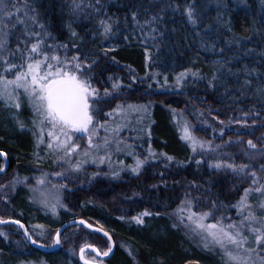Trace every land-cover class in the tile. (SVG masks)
Here are the masks:
<instances>
[{"label":"trees","instance_id":"obj_1","mask_svg":"<svg viewBox=\"0 0 264 264\" xmlns=\"http://www.w3.org/2000/svg\"><path fill=\"white\" fill-rule=\"evenodd\" d=\"M29 3L38 8L56 43L69 45V56L76 52L67 27L72 23L80 35L76 43L81 51L98 61L93 74L94 81L104 85L101 89L110 87L108 77L111 76L118 79L131 102L142 105L151 101L149 145L165 161V168L160 161L154 163L151 159L139 176H127L117 184L97 181L89 188L76 191L72 194V206L67 208L71 218L84 219L94 226L95 222L99 223L113 237L116 250L106 264H189L190 261L214 264L211 256L180 227H172L177 221L170 212L186 197L183 190L188 184L205 190L207 198L222 202V213L233 211L230 205L238 200L244 187L239 190L231 174L209 168L211 158L203 157L205 150L197 149L194 153L182 141L179 123L189 124L187 117L193 113L208 116L209 122L216 119L225 124L230 120L235 123L248 112L249 119L258 121L256 133H263L264 95L258 91L264 88V6L260 0H101L100 5L95 0H82V9L76 14L71 11L72 0H29ZM173 3L180 5L179 12L174 13L168 7ZM186 4H193L195 8L198 18L195 26L183 14ZM88 5L102 6V11L97 15ZM161 8L165 9L161 13L163 19L153 26L158 30L152 32L144 21ZM133 10L139 13L140 24L131 19ZM101 16L119 21L107 37L100 35L98 19ZM17 29L10 37L12 47L19 35ZM103 49H109L106 55ZM245 66L256 71L249 75ZM186 69L199 71L202 78L189 76L177 86L176 76ZM214 74L219 79L214 87H209L208 81ZM246 80L251 84L246 85ZM253 111L262 118H254ZM1 130L0 127V151L8 156L10 169L18 162L27 164L33 148L29 136L12 135L14 131L10 130V139L3 140ZM195 133L204 141L202 133ZM161 154L174 159L169 161ZM197 160L201 161L199 165ZM2 163L0 159V167ZM153 170L156 172L152 173ZM145 210L154 214L144 217V224L131 219ZM157 212L159 216L155 215ZM0 217L19 220L27 226V221L11 209ZM68 220L62 219L57 228ZM71 231L78 234L72 245L74 251L86 242L100 250L108 248L101 236L80 227ZM18 241L16 245L11 238L0 237V264H18L9 256L29 252L50 262L63 252L61 246L55 254H44ZM129 250L135 259L128 254Z\"/></svg>","mask_w":264,"mask_h":264},{"label":"snow or ice","instance_id":"obj_2","mask_svg":"<svg viewBox=\"0 0 264 264\" xmlns=\"http://www.w3.org/2000/svg\"><path fill=\"white\" fill-rule=\"evenodd\" d=\"M95 2L96 5H100L101 0H95ZM260 3L264 6V0H260ZM88 7H92L97 15L102 11V6L88 5ZM168 7L174 13L181 10L180 5L175 3ZM81 9L82 0H72V13L76 14ZM164 11L165 9L161 8L158 13L146 19L144 25L150 26L151 31L156 32L158 29L153 26L161 22L163 19L161 13ZM183 14L190 24L193 26L197 24L198 18L193 4H186ZM138 16L137 11L131 12V19L140 24ZM118 22L112 17H99L100 35L107 37L113 33L114 26ZM17 25L20 26L19 29H17ZM67 27L72 38L71 46L76 50L75 54L71 56L68 55L69 45L56 43V38L49 31L48 24L42 20L38 8L29 3V0H23L22 3L20 0H0V102H3L5 108L14 110L13 116L21 130H24L26 125L19 119V110L23 104H27L32 112L31 124L35 147L40 149L41 145L46 146L54 163L62 166L63 170L55 173L60 177L66 176V173L82 171L83 166L89 162L99 164L109 161L111 167V153L121 151L122 146L131 147L124 145V141L120 138L125 124L118 123L115 118L119 117L127 121L128 115L146 114L151 106V101L142 105L127 104L123 101L115 103L119 99V93L123 90V86L114 77H108L111 82L110 87H103L102 91L101 88L96 87L93 82L95 79L93 73L95 67L98 66V61L89 58L86 53L81 51L80 46L76 43V40L80 39V35L72 28L71 22L67 24ZM14 29H17L19 35H16L15 47H12L10 37L15 35ZM227 30L232 31L231 27H228ZM235 42L239 43V40ZM212 48H215V44L212 45ZM60 49L64 50L63 53ZM103 51L106 55L109 49H103ZM220 51L223 52L224 49L221 48ZM245 70L249 75L256 71L255 69L248 70L247 66H245ZM9 75L12 78H9ZM189 76L195 79L202 78L199 71L193 72L191 69H186L176 76V85L179 86ZM218 79L214 74L208 81V86L214 87V82ZM244 83L250 85L251 81L246 80ZM148 87L151 88V85ZM258 91L264 95V88H260ZM113 103L115 106L110 107ZM105 106H109L110 110L105 112ZM249 115L248 112L244 113V117ZM256 115L259 114L256 113ZM220 123L225 124L224 121H220ZM228 123L230 124L232 121L230 120ZM235 123L243 127H252L256 121L253 120L252 125H249L247 119L241 118L235 120ZM101 130L105 133L102 137ZM182 132V139L190 142L194 153L199 148L215 154L213 161L208 163L209 168L234 175L238 178V184L247 183L248 186L243 188L238 200L230 205L236 210L240 217L239 220L231 221L223 214L218 217L216 212L224 207L222 202L218 201H212L208 211H193L194 201L197 198H188L186 193L185 200L181 202L175 213L177 222L172 227L179 228L183 225L187 228L190 234L198 237V246L209 252L215 251L220 254L221 264H264V133L257 137L256 141L253 139L245 141L239 135L235 141L229 137L228 141H225V145L231 144L239 148L238 153H230L219 151L224 145L213 146L210 141L204 142L197 139L191 133L187 123L183 124ZM224 134V130L221 129L220 135ZM81 141H86V143L81 144ZM127 154L135 155L132 151H128ZM4 155V152H0V156ZM34 155L39 158L38 152H34ZM161 155H165L169 161L174 159L166 154ZM154 157L155 154L151 151L144 159L136 156L135 166H132L130 171L139 176L143 166ZM196 163L199 165L201 161L197 160ZM3 171L4 168L0 167V172ZM99 175V172H95L91 179H95ZM105 175H111L112 179H118L120 170L112 169ZM15 182L19 183L20 181ZM45 183L46 174H42L41 178L37 180V185L42 186ZM51 187L56 190V194L51 197V200L47 193L38 188H33L32 191L34 193L39 191L40 202L46 207H52L54 211L57 206H62L59 192L67 186L52 185ZM233 190H236V186ZM52 200L55 202L52 203ZM153 214L145 210L131 219L137 224H144V217ZM155 215L159 216L160 213L157 212ZM209 218L214 222L206 223L205 221ZM226 219L229 222H225ZM8 223L18 225L20 229H23L25 240L32 244L38 243L37 240L32 239L28 229L19 220L9 221L0 218V224ZM80 223L85 222L80 221ZM37 227L42 229L43 225ZM96 231L99 232L101 229H96ZM39 235L43 236L44 233L41 232ZM103 235L111 241L108 232L105 231ZM0 237L8 239V235L2 231H0ZM60 244V232L57 229L52 245L40 246ZM87 249H91L96 255L87 254ZM111 252V245L107 250L101 252L99 248L86 242L79 247V259L83 264H103V261L97 257L109 256ZM75 254L74 251L73 255ZM128 254L135 259L131 250ZM189 264H198V262L190 261Z\"/></svg>","mask_w":264,"mask_h":264},{"label":"rangeland","instance_id":"obj_3","mask_svg":"<svg viewBox=\"0 0 264 264\" xmlns=\"http://www.w3.org/2000/svg\"><path fill=\"white\" fill-rule=\"evenodd\" d=\"M9 78H12L9 75ZM96 87L101 88L102 83L100 81H94ZM103 88V87H102ZM103 89H101L102 91ZM126 96L125 91H121L119 93V99L115 101V103H119L121 101L127 104L136 105V103L131 102V100ZM115 103H113L110 107H114ZM109 106H105V112L110 110ZM14 110L7 109L3 106V102H0V127H1V136L3 140H9L10 130L14 131L12 135L17 134L22 135L26 134L31 139L33 148L32 153L29 156V162L27 164H21L18 162L14 165L9 172L5 175L0 177V214L6 215V213L11 209V211L16 214V216L23 217L27 221V227L32 235V237L38 241L41 245H52L53 237L55 235L56 230L58 229L57 226L62 219L67 218L69 220L75 219L71 218L72 215L70 212L67 211V208L72 206L73 202V193L78 190L89 188L92 184L97 181L105 182V183H114L117 184L124 180L127 176H135L130 171L132 166H135V159L138 156L140 159H144L151 151L149 142H150V128L152 126L151 121V110L145 113H140L139 116L136 114H130L127 116V121L122 120L119 117H116V121L118 123H123L125 126L120 133L121 140L124 141V145H130V148L122 146V150L119 152L113 151L111 153V167L109 161H105L104 163H87L83 166V170L78 173H66V176L60 177L56 176L55 173L62 171V166L58 163H54L53 158L49 156L48 151L45 145H41L40 149L35 147V138L32 134V112L31 109L27 106V104H23L21 109L19 110V119L23 121L26 125L24 130H21L20 127L17 125L16 120L13 116ZM179 113V112H178ZM256 111H253L254 118H262L259 115H256ZM210 115V113H208ZM211 117V115H210ZM188 118L189 122V129L191 133L200 140L199 136L196 135L195 132H200L202 135L205 136L204 142L210 141L213 146L215 145H224L219 151L223 152H230V153H238L239 148L237 146L228 144L225 145V141H228L229 137H232L233 141H235L237 135L243 137L245 141L248 139H253L256 141L257 137L262 135L261 132L256 133L255 125L252 127H243L240 124L236 123H228V124H221L218 120L214 119L209 122L207 120L208 116L201 115V114H190ZM247 119L249 125H252V118L244 117ZM249 120V121H248ZM251 120V122H250ZM256 122H258L256 120ZM111 123V121H110ZM179 128L181 132V138L183 135L182 127L184 123H179ZM221 129L224 130V135H220ZM264 133V131H263ZM209 134V135H208ZM234 134V135H231ZM101 137L105 135L104 131L101 130L100 132ZM47 140V137H45ZM1 140V139H0ZM208 140V141H207ZM182 141L190 146V142L182 139ZM202 141V140H201ZM86 141H81V144H85ZM191 148V147H190ZM199 149V148H198ZM128 151H132L135 155H128ZM34 152H38L39 158L34 155ZM155 154V153H154ZM103 155V153H101ZM214 155L212 152L205 149V153H203V157L206 156L207 158H211V162L214 159ZM156 157V158H155ZM152 158L155 162H159L162 164L163 168H165V161L163 157H159L155 155ZM242 159V158H240ZM153 160H149L142 168L144 170L146 166H148L149 162L151 163ZM153 163V164H154ZM2 166V165H1ZM66 167V166H65ZM112 169L120 170V178L112 179L111 175H105V173H110ZM125 169V170H121ZM141 170V172H142ZM99 172L100 175L97 176L95 179H91L93 173ZM156 172V171H151ZM42 174H46V183L42 186L37 185V180L41 178ZM235 179L236 186H240L239 190L243 187H247L248 184H238V178L232 175ZM15 181H20L16 183ZM52 185H66V188L60 190V204L62 206H57L53 211L52 207L45 206L43 203L40 202V192H33V188H38L40 191H43L49 195V199L56 194V190L52 189ZM157 185H165L159 184ZM156 185V186H157ZM155 186V187H156ZM154 187V188H155ZM165 187V186H164ZM243 189L241 190V194ZM184 194H188V198H197L194 201L193 211H208L211 208L212 201L211 198H207L205 196L206 191L202 190L201 188L195 185H189L183 190ZM186 198V197H185ZM183 198L179 204H177L172 212L171 215L175 216L176 211L181 205V202L185 200ZM14 201V205L12 204ZM52 203L55 201L52 200ZM254 202V201H253ZM227 212V211H226ZM229 213H222L220 211L216 212V215L219 217L220 215H224L227 218H230L231 221L239 220L240 217L237 215L236 210L233 208V211L230 209ZM169 214V215H170ZM186 215V214H185ZM8 216V215H7ZM11 216H9L10 218ZM1 218V217H0ZM177 221L175 216L174 218ZM210 220V221H209ZM206 223L214 222L211 218H209ZM225 222H229L227 219ZM187 223V220H185ZM38 225H43V228L37 227ZM96 226H100L99 223L95 222ZM152 226V225H151ZM77 228V227H76ZM182 231L187 234L188 237L192 238L196 243L198 237H194L192 234L189 233L188 229L185 228L183 225L180 226ZM75 229V228H71ZM70 231L66 236L61 239V246L63 248V252L59 257L50 259L52 264H78L77 255L79 247L75 250V255H73L74 248L72 247L73 241L77 237L76 231ZM0 231L6 233L8 238H11L12 242L17 245L18 239L23 243L26 247H29L25 240L23 239L21 232L19 229L13 226L7 227H0ZM41 232L44 233L43 236L39 235ZM18 238V239H16ZM119 246V245H118ZM45 247H52V246H45ZM108 247V246H107ZM201 247V246H200ZM202 248V247H201ZM203 249V248H202ZM107 250V249H106ZM211 256L214 264H221V256L218 252H209L208 250L203 249ZM105 250H101L103 252ZM91 256H94L91 253ZM11 256V257H10ZM9 259L12 261H18V264H51L47 262L44 258L36 256L32 253H23V255H10ZM122 256V255H121ZM13 257V258H12ZM22 258H27L28 260H23ZM77 263H76V262Z\"/></svg>","mask_w":264,"mask_h":264},{"label":"water","instance_id":"obj_4","mask_svg":"<svg viewBox=\"0 0 264 264\" xmlns=\"http://www.w3.org/2000/svg\"><path fill=\"white\" fill-rule=\"evenodd\" d=\"M0 152H2V151H0ZM0 159L3 161L2 167L4 168V171L3 172H0V177H1V176H3L4 174H6L9 171V169H10V161H9V158H8V156L6 154L4 156H0ZM4 220L11 221V220H15V219H4ZM80 221H84L85 223L81 224ZM88 225H91V227H88ZM7 226H13V227H16L17 229H19V231L21 232V235H22L23 239L25 240V238L23 236V229H20L18 225L11 224V223H8V224H0V227H7ZM24 226H25V228L28 229V227L25 224H24ZM76 227L83 228V229H85L86 231H88V232H90L92 234H96L98 236H101L108 243V247H109V245H111L112 252L109 254V256H106V257L105 256L97 257V259H100V260L103 261V264H106V262L112 258V256L115 253V250H116V243H115V240L113 239V237L108 233L109 236L111 237V241H109L108 240V237H106V236L103 235V233L105 232V230H103L102 228H100L98 226H94V225L90 224L89 222H87L84 219H72V220H68V221L62 223L59 226L58 230L60 232V238L62 239V236L64 235V233L67 230H69L71 228H76ZM96 229H101V231L98 232V231H96ZM28 231H29V229H28ZM29 233H30V231H29ZM32 239H34V238L32 237ZM25 242L27 243V245L30 248H32L34 250H37V251H39L41 253H44V254H55V253H57L61 249V244L60 245H57V246H52V247H41L40 246L41 245L40 243L32 244L30 241H27V240H25ZM86 253H91L94 256L96 255L94 252L91 251V249H87L86 250ZM77 261H78V264H83V262L80 261V259H79V250H78V255H77Z\"/></svg>","mask_w":264,"mask_h":264},{"label":"flooded vegetation","instance_id":"obj_5","mask_svg":"<svg viewBox=\"0 0 264 264\" xmlns=\"http://www.w3.org/2000/svg\"><path fill=\"white\" fill-rule=\"evenodd\" d=\"M3 162V161H2ZM2 165H3V163H2Z\"/></svg>","mask_w":264,"mask_h":264}]
</instances>
